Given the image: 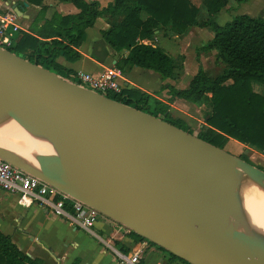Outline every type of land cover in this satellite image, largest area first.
<instances>
[{
	"label": "water",
	"instance_id": "1",
	"mask_svg": "<svg viewBox=\"0 0 264 264\" xmlns=\"http://www.w3.org/2000/svg\"><path fill=\"white\" fill-rule=\"evenodd\" d=\"M6 119L51 145L36 153L0 143V158L15 167L191 264H264V246L197 197L203 189L217 199L223 183L193 160L258 182L260 168L0 46V130Z\"/></svg>",
	"mask_w": 264,
	"mask_h": 264
},
{
	"label": "trees",
	"instance_id": "2",
	"mask_svg": "<svg viewBox=\"0 0 264 264\" xmlns=\"http://www.w3.org/2000/svg\"><path fill=\"white\" fill-rule=\"evenodd\" d=\"M26 1L40 6L39 16L29 31L13 32L7 49L55 73L41 61L57 67L54 58L60 50L69 58H77L79 53L74 47L82 44L86 29L98 17H106L109 26L101 30V38L93 44L92 56L102 60L108 55V46L120 53L115 66L123 73L138 66L158 73L161 81L174 76L175 60L162 47L144 41L153 39L157 32L179 35L192 26L209 29L212 38L197 53L215 49L216 59L223 65L221 71L212 75L199 64L187 86L178 88L164 83L160 91L166 90L171 99L177 97L191 103L206 101V126L196 134L199 138L222 149L232 139L264 153V14H235L220 24L216 16L229 0H202L209 15L202 21L197 18L199 8L191 0H110L106 6H101L98 0H58L72 3L79 11L66 15L54 12L45 18L44 0ZM235 1L240 4L248 0ZM40 20L43 23L37 26ZM253 81L260 83L262 90H254ZM157 94L124 86L120 93L105 96L162 117L192 133L183 119L171 115L169 102L160 100ZM128 235L165 252L166 264L174 260L191 264L131 230ZM0 264H43V261L23 253L0 231Z\"/></svg>",
	"mask_w": 264,
	"mask_h": 264
},
{
	"label": "crops",
	"instance_id": "3",
	"mask_svg": "<svg viewBox=\"0 0 264 264\" xmlns=\"http://www.w3.org/2000/svg\"><path fill=\"white\" fill-rule=\"evenodd\" d=\"M4 1L5 4L7 2L9 5L17 2L21 6L25 17L18 19L21 23V25H18L22 30L29 31L32 23L35 22V18L39 16L40 6L30 4L26 0ZM98 1L101 6H106L110 0ZM24 3H27V5L24 6ZM44 5L47 6L44 14L45 18H49L54 12L66 15L79 11L70 2L58 0L46 2L44 0ZM51 6L55 7L50 14ZM106 20V17H98L94 24L86 29L84 41L79 47H74L79 53L77 58H69L61 50L59 51L54 58L57 66L54 68L59 70L58 72L56 71L59 76L70 80L71 78L65 75L64 72L73 76L79 70L96 75L106 66L115 65L121 55L108 46L106 47L108 55L102 60H97L92 56L93 44L101 38V30L109 26ZM42 23L43 20L38 21L37 26ZM136 67L138 66H133L126 73L122 72L124 86H135L152 94L151 91L159 85L161 80L153 77L156 85L145 90L148 85L147 76ZM59 72H63V74ZM162 91L159 88L153 93H158L155 96L159 98L158 96ZM175 98L174 103H178L181 100L186 101ZM159 99L162 100L161 98ZM236 144L247 147L237 142ZM93 230L104 238L114 236L113 240L116 246L118 248L123 247L127 252L141 246L143 248L141 264H166L168 256L165 252L148 244L147 241H135L124 231L119 223L108 217H99ZM0 231L8 235L23 253L31 258L41 259L43 264H119L113 252L105 247L92 233L83 230L65 218L49 213L36 204L28 207L22 206L18 203L15 194L2 189H0ZM171 264L182 263L179 260H174Z\"/></svg>",
	"mask_w": 264,
	"mask_h": 264
},
{
	"label": "rangeland",
	"instance_id": "4",
	"mask_svg": "<svg viewBox=\"0 0 264 264\" xmlns=\"http://www.w3.org/2000/svg\"><path fill=\"white\" fill-rule=\"evenodd\" d=\"M50 0H46L48 2ZM54 1V0H53ZM193 4H195L199 8L198 20L202 21L208 18V13L205 7L202 4V0H191ZM47 7V6H46ZM55 6H51V10L49 13L54 10ZM246 13L252 16L263 15L264 14V0H248L246 2H242L238 4L235 0H229L227 6L220 11V13L216 16L217 22L223 24L225 21L231 19L235 14ZM17 15V14H16ZM18 19L22 18L20 15H17ZM21 25L20 21L17 22ZM213 33L207 28H201L198 26L189 27L184 33L179 35H166L163 32H157L156 35L151 40H146V42H152L160 47H162L174 60L176 63L174 76L166 79L165 81H160L159 85H157L151 93L159 90L160 86L164 83L172 84L175 87L182 88L187 86L190 79L197 72L199 64L203 67L204 70L208 71L210 74L214 75L221 71L223 65L216 59V50L211 49L209 51L197 53V49L204 45L208 40L212 38ZM46 67H49L55 71H59L58 69L52 68L48 63L41 61ZM144 74H146L148 80V85L145 90H148L153 85H156L153 77H156L160 80L158 73L149 70L143 69L140 67H136ZM56 72V73H57ZM62 73L63 72H59ZM69 78L74 81L77 79L70 74H66ZM253 88L256 91L262 90V85L258 82H252ZM88 86V85H87ZM111 94V93H109ZM162 100L169 102L170 104V113L174 118H181L185 121L186 125L190 127L193 134H197L198 131L204 129L206 126V112L208 111V106L206 101L201 100L198 103H191L188 101H179L178 103H174L176 98H169L168 93L166 91H162L159 96ZM152 110V108H150ZM227 152L241 158L242 160L252 164L255 167L260 168L264 171V153L259 151L258 149L247 146L244 147L242 145L236 144L235 140H228L225 143L223 148ZM232 175V178L235 179V176L240 178L243 177L241 174H237L233 170H226ZM246 175V174H245ZM248 176V175H247ZM250 177V175H249ZM253 177V176H252ZM255 179V178H254ZM260 184L264 186V181H260ZM202 190L205 194L206 192ZM202 193V192H201ZM225 194H228L226 192ZM231 194V193H229ZM210 198L211 196L207 194ZM225 197V196H224ZM227 198V197H225ZM226 201H230V207H226L227 209L223 211H227L226 215L229 218V223L238 229L242 224V218L240 217V210L235 206L234 199ZM220 205V204H219ZM234 205V206H233ZM222 207V206H221ZM223 208V207H222ZM236 209V210H235ZM229 210V211H228ZM239 210V213H238ZM235 213V214H234ZM100 217H103L101 214Z\"/></svg>",
	"mask_w": 264,
	"mask_h": 264
},
{
	"label": "built area",
	"instance_id": "5",
	"mask_svg": "<svg viewBox=\"0 0 264 264\" xmlns=\"http://www.w3.org/2000/svg\"><path fill=\"white\" fill-rule=\"evenodd\" d=\"M17 18L11 6L7 2L5 4L4 0H0L1 47L7 49L11 44L13 32L21 29L17 23ZM144 42L146 43V41ZM73 76L77 81L72 79L69 81L85 86L102 95L107 93H120L124 87L122 71L114 64L106 66L96 75L79 70ZM0 189L15 194L18 203L22 206L28 207L36 204L49 213L65 218L83 230L92 233L105 247L113 252L119 264H141L143 255V248L141 246L126 252L116 246L113 240L114 236L104 238L93 230L101 215L98 210L1 158ZM121 227L127 233L130 231V229L123 225Z\"/></svg>",
	"mask_w": 264,
	"mask_h": 264
},
{
	"label": "bare ground",
	"instance_id": "6",
	"mask_svg": "<svg viewBox=\"0 0 264 264\" xmlns=\"http://www.w3.org/2000/svg\"><path fill=\"white\" fill-rule=\"evenodd\" d=\"M1 126V144L19 150L34 149L36 153L51 152V145L44 137L28 133L11 120H7V122L3 121V125ZM193 161L199 165L207 166L206 169L211 168L214 176L221 178V182L223 183L220 189V193L222 194H219L217 199H214L212 196L209 198L202 190L197 192V197L210 203L221 212L230 207L232 203L224 200V198L227 197L229 200L234 199L235 206L239 208V215L242 218V224L237 230L264 246V186L256 181V179L254 180L244 173L235 171L231 166L225 168L210 160L195 159ZM226 170H233L237 174L243 175V177L238 178L235 176L234 179ZM226 192L228 194H225Z\"/></svg>",
	"mask_w": 264,
	"mask_h": 264
}]
</instances>
